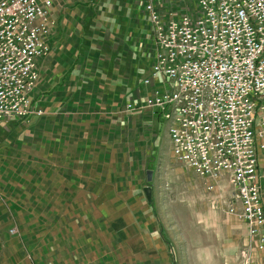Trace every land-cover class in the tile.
<instances>
[{"label":"crops","instance_id":"crops-1","mask_svg":"<svg viewBox=\"0 0 264 264\" xmlns=\"http://www.w3.org/2000/svg\"><path fill=\"white\" fill-rule=\"evenodd\" d=\"M50 15L49 50L37 62L38 80L29 95L42 114L0 123V264H177L178 244L151 216L146 186L140 189L145 200L120 199L111 179L117 154L112 141L105 143L106 152L93 151L88 142L95 135L87 130L103 120L135 117L156 134L153 148L157 119L170 154L166 124L154 111H122L149 91L142 78L152 61V39L149 52L136 49L148 39L142 4L52 0ZM263 165L264 151L258 153V168ZM260 194L264 209V188ZM212 221L236 226L228 217ZM242 226L237 250L246 242ZM221 232L228 238L232 230ZM215 236L196 242L192 263L211 262L215 255L221 264L232 261L234 243H223L216 253Z\"/></svg>","mask_w":264,"mask_h":264},{"label":"built area","instance_id":"built-area-1","mask_svg":"<svg viewBox=\"0 0 264 264\" xmlns=\"http://www.w3.org/2000/svg\"><path fill=\"white\" fill-rule=\"evenodd\" d=\"M194 9L164 13L144 0L153 45L141 102L122 111L149 109L166 124L171 157L216 197L212 206L244 224L240 264H256L264 251V0H193ZM52 0H0V123L40 116L29 95L37 62L48 50ZM16 233L14 227L9 230Z\"/></svg>","mask_w":264,"mask_h":264},{"label":"rangeland","instance_id":"rangeland-1","mask_svg":"<svg viewBox=\"0 0 264 264\" xmlns=\"http://www.w3.org/2000/svg\"><path fill=\"white\" fill-rule=\"evenodd\" d=\"M143 1L136 0V3L141 6ZM156 1L160 9L167 14L190 12L194 9L193 0ZM147 33V41L140 40L136 44V49L140 48L149 52L151 31L147 30ZM108 121L103 120L102 125L98 128L87 130L92 135H95V140L88 142H90L93 151L101 150L106 152L110 145H105V143L112 141L113 154H117L114 156L116 161H114L111 170L113 174H111V179L114 185L119 186L120 199L123 198L127 201L145 200L140 189L143 186L150 187L151 216L160 221L161 227L165 229L164 233L172 238L169 239L171 244H178L176 248V253L179 257L176 258L177 264H197L192 263L194 251H196V248L193 247L196 242L198 244L201 241L205 242L208 235L213 236L215 234V245L213 246L216 253L219 250V246L223 243L226 244L227 241L233 242L234 252L232 249V254L230 255L232 261L229 260L227 264H240V258H238V255L235 256L234 253L242 243L241 235L244 231L241 221L235 215L230 216L223 213V209L219 208L221 206L215 207L208 203L209 199L214 201L220 200V197L221 201L226 199L229 195L230 187H226L223 182L218 191H216V197H211V194L204 190V185L201 181L196 179L173 157H170L171 155L167 151L166 135H163V128L157 119L152 122L153 131L156 132V128H158L160 133L158 131L159 136L156 137L153 148V136L156 134L150 133L145 126H138L139 121L135 117L118 120L117 123ZM132 124H134L133 127L131 126ZM147 170L152 172L149 184L145 181V171ZM107 177L109 179V175ZM107 182L104 183L106 184ZM225 217L233 219L236 226L230 224V226L226 227L225 224L221 223L222 221H212V218L223 219ZM228 227L231 228L232 233L227 238L226 235L222 236L221 230ZM183 242L184 247L182 246ZM207 244L209 247L212 245L210 240ZM204 252H207V250L205 249ZM251 259L256 264H264V251L262 254L252 252ZM204 264L221 263L217 255H215L211 262H205Z\"/></svg>","mask_w":264,"mask_h":264},{"label":"water","instance_id":"water-1","mask_svg":"<svg viewBox=\"0 0 264 264\" xmlns=\"http://www.w3.org/2000/svg\"><path fill=\"white\" fill-rule=\"evenodd\" d=\"M151 176H152V172L150 170H147L145 172V181L147 184H149L150 180H151ZM143 193L145 196V199L147 202L151 201V189L149 186H146L143 188Z\"/></svg>","mask_w":264,"mask_h":264}]
</instances>
